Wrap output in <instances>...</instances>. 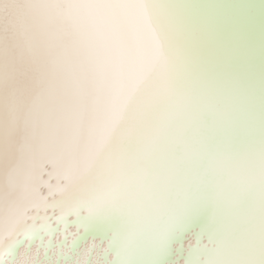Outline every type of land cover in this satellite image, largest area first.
I'll return each mask as SVG.
<instances>
[{"label":"snow or ice","instance_id":"1","mask_svg":"<svg viewBox=\"0 0 264 264\" xmlns=\"http://www.w3.org/2000/svg\"><path fill=\"white\" fill-rule=\"evenodd\" d=\"M0 264H264V0H0Z\"/></svg>","mask_w":264,"mask_h":264},{"label":"bare ground","instance_id":"2","mask_svg":"<svg viewBox=\"0 0 264 264\" xmlns=\"http://www.w3.org/2000/svg\"><path fill=\"white\" fill-rule=\"evenodd\" d=\"M84 245H83V243H82V247H83Z\"/></svg>","mask_w":264,"mask_h":264}]
</instances>
